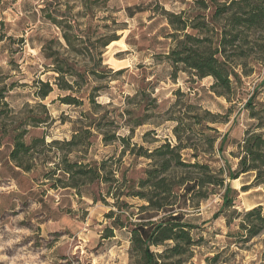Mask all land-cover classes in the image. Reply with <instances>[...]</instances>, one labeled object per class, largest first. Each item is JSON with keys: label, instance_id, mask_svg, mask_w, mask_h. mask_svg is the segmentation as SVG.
Here are the masks:
<instances>
[{"label": "rangeland", "instance_id": "obj_1", "mask_svg": "<svg viewBox=\"0 0 264 264\" xmlns=\"http://www.w3.org/2000/svg\"><path fill=\"white\" fill-rule=\"evenodd\" d=\"M92 1L86 9L82 0H0V41L3 42L0 52L5 70H10L9 76L0 77V127L4 126L5 130V134L0 133V142L11 144L13 136L24 130L25 144L34 138H45L44 145L37 144L31 157L22 158L23 165L32 168L30 172L13 176L10 171L0 170V264H130L128 229L115 228L113 238L102 239L105 229L112 227L107 215L117 214L113 201L94 203L89 197L77 196L72 189H62L57 181L60 174L53 175L51 180L43 177L55 170L53 164L63 156H68L69 161L82 158L81 148L70 154L66 146L49 149L47 144L51 140L68 141L74 124L89 128L83 117L91 110L87 101L89 92L101 106L96 109L100 115L122 114L117 120V134L128 139L129 149L135 145L149 148L159 144L154 141L175 144L172 119H181L185 124L194 116L204 118L203 122L216 132L207 131L206 135L215 134L218 138L213 150L195 137L188 139L185 135L183 140L197 148L201 162L224 172L236 169L237 144L244 131L256 122L249 119L243 107L255 88L258 89L253 103L264 102V85L258 87L264 80V66L241 79L236 96L230 101L209 90L210 78L198 80L184 72L173 77L172 66L165 59L171 47V41L164 38L168 26L154 10L157 5L166 11L178 12L185 8L181 0ZM48 15L75 24L79 27L78 35L90 38L91 42L108 38L114 41L106 48L91 47L88 51L77 44L76 52L68 55L61 38L65 25H53L46 19ZM49 39L59 40L60 47L52 46V52L70 58L75 71L84 75L95 69L97 77L86 75L84 83L77 79L78 85L73 84L72 91L58 90L53 84L55 74L42 53V46ZM98 58L101 64L96 69L93 61ZM47 81L53 84V92L45 100L35 99L36 83ZM137 88L150 96L136 97ZM69 94L79 99L82 106L62 105L59 98ZM205 112L214 117L205 116ZM29 116L46 117V123L26 128ZM137 116H143L145 124L133 127ZM150 131L154 133L143 139ZM260 131L264 134V129ZM90 132L93 136L87 160L111 158L114 165L130 166L129 150L117 162L121 143L105 146L101 136L91 128ZM223 135L227 140L223 152L218 153ZM193 153L191 149L182 151L185 160ZM146 164L138 159L128 176L139 178ZM252 180L253 173L226 180L238 192L230 209L221 210L222 191L202 202L183 200L180 203L183 222L192 226L191 234L197 241L184 264H264V231L248 242L240 241L237 235L243 212L260 205L264 215V186L255 187ZM54 185L57 189L52 188ZM242 187L248 188L247 191L242 192ZM81 190L87 191V188ZM125 201L128 205L124 211L132 222L149 216L150 213H141L138 209L145 205L144 201L138 198ZM213 257L215 262L211 260Z\"/></svg>", "mask_w": 264, "mask_h": 264}, {"label": "trees", "instance_id": "obj_2", "mask_svg": "<svg viewBox=\"0 0 264 264\" xmlns=\"http://www.w3.org/2000/svg\"><path fill=\"white\" fill-rule=\"evenodd\" d=\"M82 1L86 9L94 2ZM180 3L185 8L178 12L166 11L157 5L154 10V14L158 11L168 26L169 31L164 38L171 41V47L165 59L172 66L173 77L175 78L178 72H184L198 80L210 78L212 82L209 90L214 95L230 101L235 98L236 86L241 83V79L249 77L256 68L262 69L264 66V0H181ZM46 19L56 26L65 25L61 38L68 55L70 52H76L74 46L77 44L88 51L91 47L106 48L114 41L108 38L105 41L91 42L90 38L85 39L78 35L79 27L75 24L72 25L64 19L57 20L50 15L46 16ZM54 45L60 47L58 39L47 40L42 46V53L49 61L48 68L55 74L53 84L58 90L69 92L72 91L73 84L78 85L77 79L84 83L86 75L97 77L95 69L84 75L79 74L75 71V66H71L70 58L57 51L52 52ZM100 64L99 58L93 61L96 69ZM249 65L252 66L248 68ZM36 84L33 92L35 99L45 100L53 92V84L48 81ZM263 85L264 80L258 87ZM257 89L255 88L243 106L249 119L256 122L244 131L241 141L237 144L235 157L238 162L234 171L226 169L224 172L222 169L213 168L207 162H201L197 148L191 147L183 140L185 135L188 139L192 136L203 142L210 151L213 150L218 138L215 134L206 135L207 131L215 130L203 122L204 118L194 116L190 118L191 122L185 124L181 119H172L175 123L172 128L175 144L166 140L163 143L154 141L159 144L149 148L135 145L129 149L128 139L117 134V120L122 114L108 116L105 112L100 115L96 109L101 106L95 101L92 92H89L87 101L91 110L86 116L83 115L89 123V128H78L74 124L73 134L68 141L51 140L47 144L49 149L66 146L70 154L81 148L79 153L82 158L69 161L68 156H63L53 164L55 170L48 171L43 177L45 180H51L53 175L60 174L57 181L62 189H72L77 196L89 197L94 203L101 201L107 204L106 199H111L117 214L110 212L107 215L112 221V227L105 229L102 239L113 238L115 228L128 229L130 264H184L190 258L192 249L197 246V241L191 234L192 226L183 222V215L179 212L178 207L183 200L198 203L222 191L221 210L230 209L234 207L238 192L232 189L226 180L233 181L240 175L253 173L252 185L264 186V134L260 131L264 129V102L253 103ZM143 95L150 96L145 95L142 89L135 90L136 97ZM59 102L66 106H82V102L71 94L59 98ZM139 111H142L141 108ZM205 116L214 117L208 112H205ZM46 119L29 116L26 128H36L46 123ZM145 121L143 116H137L133 127H140ZM90 128L101 136V142L105 146L117 142L122 144L117 162L129 150L132 157L130 166H120V163L114 165L111 158L87 160V151L93 136ZM17 129L16 127L15 131ZM4 132V126L0 127V133L5 134ZM151 133L154 132L145 133L143 139ZM25 134L26 130L13 136L8 157L15 167L28 173L32 168L24 166L22 158L28 155L31 157L32 150L37 144L44 145L45 138H34L29 144H25ZM226 140L227 136L223 135L219 141L218 153L223 152ZM188 149L194 153L185 160L182 151ZM138 159H143L147 164L140 177L134 179L129 177L128 173ZM57 187L52 186L54 189ZM84 188H87V191L81 190ZM247 189L241 188L242 192ZM128 198L144 201L145 205L138 209L141 213H150L149 216L132 222L131 216L124 211L128 205L125 199ZM241 217L244 222L238 224L240 231L237 232L240 241L248 242L262 234L264 215L260 205L243 212ZM153 218L157 219L153 221ZM211 260L215 262L216 257Z\"/></svg>", "mask_w": 264, "mask_h": 264}, {"label": "crops", "instance_id": "obj_3", "mask_svg": "<svg viewBox=\"0 0 264 264\" xmlns=\"http://www.w3.org/2000/svg\"><path fill=\"white\" fill-rule=\"evenodd\" d=\"M26 13H27V15H29L30 12H26ZM27 30H29V28H27ZM25 34L27 35L28 32H26ZM19 37H23V36L20 35ZM2 43L3 42L0 41V44H2ZM2 59H3L2 52H0V77H2L4 75L9 76L10 75V70H5L6 66H4L5 64H4ZM4 146H7V148L4 149ZM11 149H12V145L10 143L1 144V142H0V170H2V168H3L6 171H10V174H12L13 176L14 175L18 176V175H20V173L24 174L25 172H23L20 169H18L17 167H15L12 164V162L10 161L8 155H9ZM5 151H7V153Z\"/></svg>", "mask_w": 264, "mask_h": 264}]
</instances>
